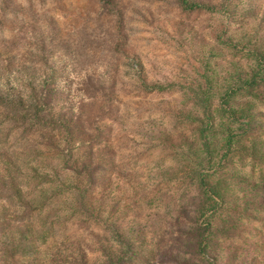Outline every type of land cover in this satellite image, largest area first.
Wrapping results in <instances>:
<instances>
[{"label": "trees", "instance_id": "1", "mask_svg": "<svg viewBox=\"0 0 264 264\" xmlns=\"http://www.w3.org/2000/svg\"><path fill=\"white\" fill-rule=\"evenodd\" d=\"M47 1L0 0V264H154L156 253L181 249L194 264H254L257 247L241 220L264 213V186L242 189L229 173L235 165L264 169V130L253 113L264 105V52L229 46L231 68L213 85L174 78L149 85L161 97L181 94L176 121L197 141L184 149L187 139L178 148L166 133L158 137L171 149L158 182L173 189L156 193L146 249L136 213L121 206L120 194L105 195L116 157L99 125L114 115V77L101 80V65L84 58L77 40L64 41ZM93 1L97 17L115 19L116 51L123 12L114 0ZM173 1L188 19L229 16L241 0ZM77 78L86 90L65 106L63 92Z\"/></svg>", "mask_w": 264, "mask_h": 264}, {"label": "rangeland", "instance_id": "2", "mask_svg": "<svg viewBox=\"0 0 264 264\" xmlns=\"http://www.w3.org/2000/svg\"><path fill=\"white\" fill-rule=\"evenodd\" d=\"M225 1L230 3L231 0ZM114 2L122 10L125 23L122 37L117 39L120 45L116 51L111 49L116 34L115 19L97 17L93 0H48L47 10L60 28L64 41L77 40V49L84 58L93 66L101 65L96 72L99 78L106 81L114 77V115L99 125L102 131L110 132L107 140L116 157L105 195L111 200L112 196L120 194L121 206L136 213L134 221L139 224L138 229H144V245L149 249L153 238L145 229L148 215L159 206L156 193L173 189V185L168 187L158 182V176L168 167L171 150L165 143L159 144L158 137L166 133L171 136L170 143L178 148H182L179 144L187 139L184 149L197 141L194 134L176 121L183 110L181 94L161 97L149 91V85H160L172 78L185 85L202 83L204 87V81L213 85L216 73L231 68L225 59L229 46L236 47L244 55L264 52V0H241L232 4L226 13L229 16L211 14L188 19L182 12L172 9L173 0ZM41 27L47 30L46 24ZM79 83L77 78L71 83L69 92H63L65 106L71 107L78 101V95H74L77 91L86 90L84 85L78 86ZM257 106L253 113L264 130V105L258 103ZM85 108L89 107H83V112L88 110ZM62 146L66 147L63 143ZM229 175L234 182L241 183L242 189L264 186V169L252 171L249 166L235 165ZM256 218L257 221L241 222L243 228L251 231L248 242L257 247L252 254L254 264H264V226L260 223L264 221V213ZM172 255L177 260L175 263L170 262L174 261ZM172 255L165 251L156 253L154 264L195 263L187 249Z\"/></svg>", "mask_w": 264, "mask_h": 264}]
</instances>
